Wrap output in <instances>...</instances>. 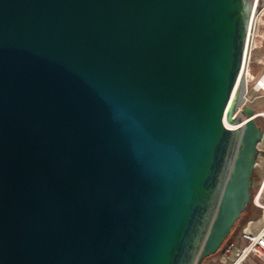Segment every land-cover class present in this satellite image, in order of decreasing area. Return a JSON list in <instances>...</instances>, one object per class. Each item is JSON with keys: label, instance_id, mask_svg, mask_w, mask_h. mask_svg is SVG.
I'll use <instances>...</instances> for the list:
<instances>
[{"label": "water", "instance_id": "1", "mask_svg": "<svg viewBox=\"0 0 264 264\" xmlns=\"http://www.w3.org/2000/svg\"><path fill=\"white\" fill-rule=\"evenodd\" d=\"M245 0H0V264H192L250 202Z\"/></svg>", "mask_w": 264, "mask_h": 264}, {"label": "built area", "instance_id": "2", "mask_svg": "<svg viewBox=\"0 0 264 264\" xmlns=\"http://www.w3.org/2000/svg\"><path fill=\"white\" fill-rule=\"evenodd\" d=\"M253 33L254 28L249 23V25H247L245 34L240 73L243 67L245 68V72L247 70L248 73H250V64L252 62V44L250 40L253 36ZM263 75L264 73L254 81L253 91L256 93L254 98L264 97V81H260ZM251 77L252 80H254V76L252 75ZM250 101L251 100H248L245 97L242 101H238L237 99L233 117L237 119L238 122L234 123L236 126L234 129L241 127L245 122L246 118L242 114L241 110L244 106H247ZM260 111L261 110H255L256 116L264 118L262 112ZM254 171H258V174L256 181H253L252 183L250 202L254 208L259 211L258 218L256 219L259 221V226L253 229L251 227L253 220L247 221L241 227L238 234V240H240L242 244L237 246L234 245L233 242L228 243L216 257V259L209 262L208 264H264V128L263 135L260 141L257 143V157L254 163ZM197 257L198 255H196L192 264L197 263ZM252 258H254V260H252Z\"/></svg>", "mask_w": 264, "mask_h": 264}, {"label": "rangeland", "instance_id": "3", "mask_svg": "<svg viewBox=\"0 0 264 264\" xmlns=\"http://www.w3.org/2000/svg\"><path fill=\"white\" fill-rule=\"evenodd\" d=\"M249 6H254L256 16H259L260 20L254 21L252 26L254 27V33L251 37V44H252V62L250 64V73L251 76H254V79L258 78L264 73V0H245ZM261 13V14H260ZM252 16V14H251ZM258 23V24H257ZM254 41V42H253ZM254 44V45H253ZM248 74V72H247ZM248 76V75H247ZM248 77V81H246V88L243 95V98H247L251 100L247 106L253 108L254 110H261L262 115L264 116V97L254 98L256 93L253 91V85L255 80H251ZM251 80V81H249ZM257 123L260 127L264 128V118L259 117L257 119ZM258 171H254L253 173V181H256ZM259 211L254 208L251 202H249L240 215L238 220L234 223L231 234L227 236L225 241L223 242V246L215 253L208 257H206L201 264H208L209 262L216 259L219 253L224 249V247L228 244L229 241L233 242L234 245H241L242 242L238 240V234L241 227L249 220H253L251 227L253 229L259 226V221L256 219L258 218ZM225 243V244H224ZM254 260V258H252Z\"/></svg>", "mask_w": 264, "mask_h": 264}, {"label": "bare ground", "instance_id": "4", "mask_svg": "<svg viewBox=\"0 0 264 264\" xmlns=\"http://www.w3.org/2000/svg\"><path fill=\"white\" fill-rule=\"evenodd\" d=\"M245 14H246V29H247V25H249V23L251 24L254 21L260 20L259 16H256L255 8H254L253 5L249 6L246 3V5H245ZM251 14H252V16H251ZM247 49H248V46H247ZM247 49H246V51H247ZM247 72H248L247 70L245 72V68L243 67V69H242L240 75H238L237 81H236V83L234 85L230 100H232L234 98L238 99V101H242L243 100V95H244L245 88H246V81H248V77H250V79L252 80L251 74H249V73L247 74ZM260 81H264V75L262 76ZM223 122H224L225 126L230 128V129H234L236 127L234 123L227 122V120L225 118L223 119Z\"/></svg>", "mask_w": 264, "mask_h": 264}, {"label": "flooded vegetation", "instance_id": "5", "mask_svg": "<svg viewBox=\"0 0 264 264\" xmlns=\"http://www.w3.org/2000/svg\"><path fill=\"white\" fill-rule=\"evenodd\" d=\"M257 124H258V123H257ZM253 179H254V178H253ZM242 213H243V212H242ZM242 213H241V214H242ZM237 220H238V219H237ZM237 220H236V221H237ZM222 245H223V244H222ZM222 245H221V247H222ZM221 247H220V248H221Z\"/></svg>", "mask_w": 264, "mask_h": 264}, {"label": "trees", "instance_id": "6", "mask_svg": "<svg viewBox=\"0 0 264 264\" xmlns=\"http://www.w3.org/2000/svg\"><path fill=\"white\" fill-rule=\"evenodd\" d=\"M231 230H232V229H231ZM230 234H231V232H230ZM230 234H229V235H230ZM230 242H231V241H229L228 243H230ZM224 244H225V243H224ZM222 246H223V245H222Z\"/></svg>", "mask_w": 264, "mask_h": 264}]
</instances>
